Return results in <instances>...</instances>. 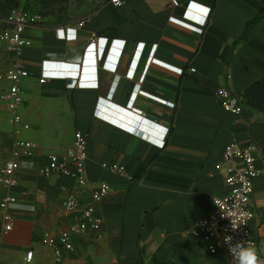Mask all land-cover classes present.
Masks as SVG:
<instances>
[{
	"label": "crops",
	"instance_id": "obj_1",
	"mask_svg": "<svg viewBox=\"0 0 264 264\" xmlns=\"http://www.w3.org/2000/svg\"><path fill=\"white\" fill-rule=\"evenodd\" d=\"M122 1L117 8L96 0L70 23L27 32L34 44L24 57L31 76L23 86V114L32 129L23 137L38 149L23 161L15 187L0 186V204L6 194L18 201L7 236L0 207V264H28L30 251L32 264H230L225 247L211 254L192 229L228 191L217 167L233 142L259 149L251 208L264 215V20L249 27L264 0H177L178 7L166 0ZM9 12L0 0V14ZM63 26L78 36L58 39ZM12 60L0 41V75ZM41 76L47 84H39ZM3 82L0 93L9 84ZM219 88L241 96L242 116L224 112ZM77 131L89 139L87 188L39 173L49 154L72 147ZM12 144L11 115L0 100V171ZM105 162L117 163L132 180L103 170ZM101 183L111 191L96 207L100 232L76 238L75 251L56 262L44 234L69 227L66 198L79 195L88 203ZM251 233L250 244L264 260L260 219Z\"/></svg>",
	"mask_w": 264,
	"mask_h": 264
},
{
	"label": "built area",
	"instance_id": "obj_2",
	"mask_svg": "<svg viewBox=\"0 0 264 264\" xmlns=\"http://www.w3.org/2000/svg\"><path fill=\"white\" fill-rule=\"evenodd\" d=\"M169 1L174 7L179 6L177 0ZM117 8L124 5L122 0H110ZM194 7V6H192ZM45 19L42 15L31 13L24 8L10 10L8 14H0V25L3 31L0 41L5 44L7 51L13 60L7 72L0 75V80L6 81L10 86L0 93V100L6 105L11 115L13 126V144L11 156L0 171V186L9 191L18 184V173L21 171L23 161L36 156L37 145L23 137L24 133L32 129L23 114L24 94L23 86L31 76L29 68L24 64V57L29 49L33 47V41L27 32L36 28L45 27ZM84 27V23L79 24ZM57 38L70 42L78 36V30L63 26L56 29ZM49 62H56L46 58ZM196 73V69H191ZM46 77L41 76L40 85L47 84ZM225 113L242 116L244 105L241 96L233 93L228 88H219L215 93ZM88 135L82 131L75 133L72 147L63 153H53L47 156V164L42 166L39 173L42 177L70 178L81 187L87 188V160H88ZM259 149L250 144L246 147L233 142L228 144L223 152L221 162L217 167L223 173L228 191L225 195L213 200V208L207 217L196 222L192 234L209 246L211 254H216L218 247L223 246L227 237H231V243L246 241L251 243V223L260 219L264 223V215L258 216L251 208L255 193V180L260 176L261 169L258 165L257 154ZM103 170L123 178H129L127 170L117 163H102ZM132 180L131 178H129ZM111 187L107 183H101L93 187L91 200L85 203L79 195H70L63 203V209L70 214L71 223L69 227L59 235L51 233L44 234L43 243L52 249L56 262H62L65 254L75 251V239L88 233H99L103 219L97 212V204L101 203L110 193ZM17 198L6 194L0 204L4 212V235H9L14 230L15 219L10 214L17 204ZM232 222L237 226L233 229ZM232 259L231 255L229 254ZM26 262L32 264L33 251L26 256Z\"/></svg>",
	"mask_w": 264,
	"mask_h": 264
},
{
	"label": "rangeland",
	"instance_id": "obj_3",
	"mask_svg": "<svg viewBox=\"0 0 264 264\" xmlns=\"http://www.w3.org/2000/svg\"><path fill=\"white\" fill-rule=\"evenodd\" d=\"M95 5L96 0H21V8L42 15L45 25L54 27L70 23V20L92 11ZM3 84L7 85L6 82Z\"/></svg>",
	"mask_w": 264,
	"mask_h": 264
},
{
	"label": "clouds",
	"instance_id": "obj_4",
	"mask_svg": "<svg viewBox=\"0 0 264 264\" xmlns=\"http://www.w3.org/2000/svg\"><path fill=\"white\" fill-rule=\"evenodd\" d=\"M232 227L236 229L239 226L232 222ZM225 243L228 244V251L232 257L230 264H264V260L260 259L254 245L246 241H237L232 244L231 237H227Z\"/></svg>",
	"mask_w": 264,
	"mask_h": 264
},
{
	"label": "trees",
	"instance_id": "obj_5",
	"mask_svg": "<svg viewBox=\"0 0 264 264\" xmlns=\"http://www.w3.org/2000/svg\"><path fill=\"white\" fill-rule=\"evenodd\" d=\"M2 1L10 10L21 7V0H2ZM262 20H264V2L259 16L256 19H254L252 22H250L249 27L258 24Z\"/></svg>",
	"mask_w": 264,
	"mask_h": 264
},
{
	"label": "snow or ice",
	"instance_id": "obj_6",
	"mask_svg": "<svg viewBox=\"0 0 264 264\" xmlns=\"http://www.w3.org/2000/svg\"><path fill=\"white\" fill-rule=\"evenodd\" d=\"M205 11V14H206V10H204Z\"/></svg>",
	"mask_w": 264,
	"mask_h": 264
}]
</instances>
